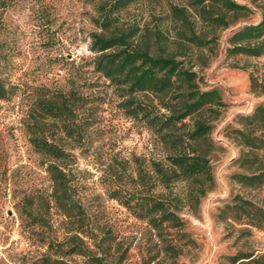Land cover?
<instances>
[{
    "label": "trees",
    "instance_id": "obj_1",
    "mask_svg": "<svg viewBox=\"0 0 264 264\" xmlns=\"http://www.w3.org/2000/svg\"><path fill=\"white\" fill-rule=\"evenodd\" d=\"M16 1L0 0V11ZM86 1L98 15L93 21L99 31L89 34L92 56L84 66L107 83L117 111L149 133L164 158V162L146 161L131 155L114 164L109 160L100 184L108 200L147 224L163 256L174 263L185 245L182 241L188 239L179 211H197L201 199L215 187L211 132L225 107L217 89L201 90L195 69L208 66L217 49L218 32L247 19L252 11L235 0H180V4H168L170 28L162 31L114 24L121 12L141 0ZM256 1L260 2V20L231 33L226 49L229 58L264 56V0ZM251 88L255 91V82ZM30 89L28 92L22 84L9 83L0 76V104L29 100L20 119L22 131L51 182L49 194L24 191L15 204L16 211L22 230L37 235L38 230L50 227L49 211L55 209L70 226L64 241L71 242L64 251V242L53 245L43 238L46 248L37 264H51L49 253L82 256L88 264H106L109 258L111 264H122L125 252L113 247L117 244L99 236L97 227L86 231L79 225L84 211L72 186L71 151L91 146L99 98L91 92L80 94L74 82L67 90ZM237 124L235 141L247 150L239 157V164L246 173H234L230 178L242 188L264 189V161L255 155L264 151V106L239 116ZM56 135L70 148L58 144ZM123 176L127 186L121 182ZM178 184L183 186L182 194L167 197L165 191ZM229 209L234 220L244 219L256 229L264 224V208L249 201L238 198ZM171 231L178 238L171 237ZM82 237L88 239L89 246ZM223 260L226 264H264V253L237 252ZM155 261L145 260L144 264Z\"/></svg>",
    "mask_w": 264,
    "mask_h": 264
},
{
    "label": "rangeland",
    "instance_id": "obj_2",
    "mask_svg": "<svg viewBox=\"0 0 264 264\" xmlns=\"http://www.w3.org/2000/svg\"><path fill=\"white\" fill-rule=\"evenodd\" d=\"M251 9L252 14L237 25L218 32L217 49L206 68L195 70L201 90L217 89L225 107L214 122L211 132L213 145L212 171L215 187L201 199L197 211H179L185 222L188 239L174 263L163 256L160 244L147 224L130 216L116 202L107 199L100 176L109 162L130 159L164 162L155 139L146 131L123 118L115 108L111 89L84 63L92 55L88 51L89 34L98 32L95 9L86 0H18L0 11V76L9 83L30 88L44 86L49 90H67L74 82L80 94L94 93L97 122L87 150L71 151L73 159L72 186L75 200L84 211L79 225L112 240L113 247L125 252L122 264H226L223 257L237 252L264 253V224L256 229L244 219L234 220L230 207L238 198L264 208V189L242 188L231 180L234 173H246L239 157L247 150L238 146L234 130L239 116H246L259 105L264 106V56L248 58L226 55L227 40L232 32L260 20V4L256 0H235ZM168 4L180 0H141L121 12L117 25H138L149 30L170 28ZM252 82L256 89L252 90ZM90 84V85H89ZM22 95V94H21ZM28 99L0 104V264H37L45 252L42 239L53 245L64 242L70 226L55 210L49 211L50 227L37 235L22 230L16 203L27 190L49 194L51 182L42 172L40 160L30 149L22 131V114ZM56 135L54 140L70 148L66 140ZM264 161V151L255 152ZM122 184H128L126 176ZM182 185L171 186L165 195L170 199L181 195ZM171 237L178 238L175 231ZM87 246L88 239L81 238ZM98 239V238H97ZM190 239V240H189ZM189 240V241H187ZM115 253V252H113ZM119 253H115V257ZM51 264H88L82 256H61L49 253ZM111 259H107L106 264ZM40 264V263H38Z\"/></svg>",
    "mask_w": 264,
    "mask_h": 264
}]
</instances>
